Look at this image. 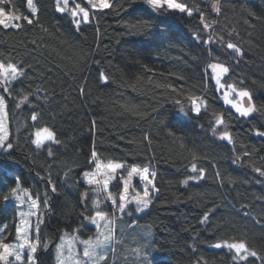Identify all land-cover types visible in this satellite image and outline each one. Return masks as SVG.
I'll use <instances>...</instances> for the list:
<instances>
[{
	"label": "trees",
	"instance_id": "16d2710c",
	"mask_svg": "<svg viewBox=\"0 0 264 264\" xmlns=\"http://www.w3.org/2000/svg\"><path fill=\"white\" fill-rule=\"evenodd\" d=\"M175 1L187 11L107 0L78 24L57 0H35L33 13L28 0H6L20 18L0 22V65L16 71L0 91L10 128L0 256L16 240L7 197L17 182L39 204L36 264H58L64 233L94 239L84 172L101 161L145 169L155 192L143 215L105 206L113 239L98 264H264V0ZM211 64L227 68L222 85L245 93L253 112L225 104ZM43 128L54 140L38 146ZM122 188L120 178L110 186Z\"/></svg>",
	"mask_w": 264,
	"mask_h": 264
},
{
	"label": "rangeland",
	"instance_id": "374dc122",
	"mask_svg": "<svg viewBox=\"0 0 264 264\" xmlns=\"http://www.w3.org/2000/svg\"><path fill=\"white\" fill-rule=\"evenodd\" d=\"M157 5H166L170 9L187 11L185 5L175 0H153ZM74 2V3H73ZM28 9L35 12V0H28ZM60 11L70 12L79 24L82 20L89 19V9L105 8L107 0H85L84 3L76 0H57ZM20 15L14 13L6 5V0H0V22L5 26H14ZM210 70L215 78L219 89L222 90V99L226 105L233 108L239 115H248L255 110L254 106L246 107L243 102L245 93L227 88L221 83V78L227 68L223 65L211 64ZM16 71L11 67L0 65V91L4 82L13 80ZM193 109L197 112L204 106L199 100H192ZM195 112V113H196ZM9 118L7 114V103L0 93V146L5 144L9 137ZM230 139L229 136H226ZM54 135L49 128L39 129L35 132L34 142L40 146L48 141H53ZM5 146V145H4ZM120 178L123 183L122 191L118 194L110 189L111 184ZM85 181L94 186L95 213L88 223L96 229L94 239H82L78 234L70 235L64 233L57 246L58 264H98L110 252L112 243V216L105 212V206L109 205L112 215L123 216L129 208V215L135 214L131 208H135L138 215H143L150 206L155 189L153 181L147 171L137 166L129 170L118 162H98L94 170L84 172ZM14 204L17 208V231L16 240L2 245L0 260L2 264H36L37 241L33 234L37 228L39 204L29 191L23 189L17 182L7 197V204ZM137 228L133 229L129 241L138 240ZM151 240L153 238L152 231ZM226 246L230 243H225ZM241 257L250 254L244 243H233L228 245ZM246 252V253H245Z\"/></svg>",
	"mask_w": 264,
	"mask_h": 264
},
{
	"label": "water",
	"instance_id": "95a60500",
	"mask_svg": "<svg viewBox=\"0 0 264 264\" xmlns=\"http://www.w3.org/2000/svg\"><path fill=\"white\" fill-rule=\"evenodd\" d=\"M243 102L246 107H249L251 104V99L248 96L243 97Z\"/></svg>",
	"mask_w": 264,
	"mask_h": 264
}]
</instances>
